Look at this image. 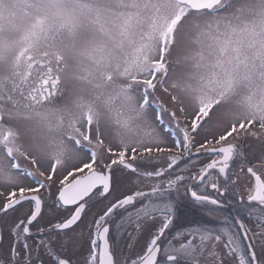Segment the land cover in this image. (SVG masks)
<instances>
[{
	"label": "snow or ice",
	"instance_id": "obj_1",
	"mask_svg": "<svg viewBox=\"0 0 264 264\" xmlns=\"http://www.w3.org/2000/svg\"><path fill=\"white\" fill-rule=\"evenodd\" d=\"M0 196V264H264V0H0Z\"/></svg>",
	"mask_w": 264,
	"mask_h": 264
},
{
	"label": "flooded vegetation",
	"instance_id": "obj_2",
	"mask_svg": "<svg viewBox=\"0 0 264 264\" xmlns=\"http://www.w3.org/2000/svg\"><path fill=\"white\" fill-rule=\"evenodd\" d=\"M255 158H256L255 155H252L250 153L249 159H251L254 163L256 162ZM202 159H203L202 157H194L193 158V165H195L196 163H198ZM239 167H240L239 162H236L234 165L235 170L239 171ZM245 171H246V169H245ZM127 179L135 180V176H131V177L126 178V181H125L126 184H127ZM124 190H126V188L124 186H122L118 191H114L112 193V196H116L119 194V191H124ZM3 198L4 197L0 196V200H3ZM111 198L112 197H109V199H111ZM107 202H108L107 200H101L99 202H94L92 204V207L88 210L87 214L84 216V219L81 222L80 227H85L86 224L92 219L93 215L97 212H100L101 209L104 208V205L107 204ZM181 211L183 213L187 214L188 217H190V218H199V217H204V215H205V213L202 209L192 207L186 203H182ZM45 212H46V214H48L47 209H45ZM64 215H67V213H64ZM77 231H79V228H77ZM138 251H139V247L129 249L128 244L125 243L124 253L129 258V264H130L131 259L135 258ZM83 255H84V253L82 252L81 256L77 257V258L80 259Z\"/></svg>",
	"mask_w": 264,
	"mask_h": 264
},
{
	"label": "rangeland",
	"instance_id": "obj_3",
	"mask_svg": "<svg viewBox=\"0 0 264 264\" xmlns=\"http://www.w3.org/2000/svg\"><path fill=\"white\" fill-rule=\"evenodd\" d=\"M157 95L160 96L163 100H165V102H167L168 98L166 96H164V94L162 92L158 91ZM169 106H171V105H169ZM198 139H199V137H198ZM247 142L252 145V150L250 151V153L252 155H255V157L258 156V154H259V143L252 138H249Z\"/></svg>",
	"mask_w": 264,
	"mask_h": 264
},
{
	"label": "bare ground",
	"instance_id": "obj_4",
	"mask_svg": "<svg viewBox=\"0 0 264 264\" xmlns=\"http://www.w3.org/2000/svg\"><path fill=\"white\" fill-rule=\"evenodd\" d=\"M198 139V138H197Z\"/></svg>",
	"mask_w": 264,
	"mask_h": 264
}]
</instances>
